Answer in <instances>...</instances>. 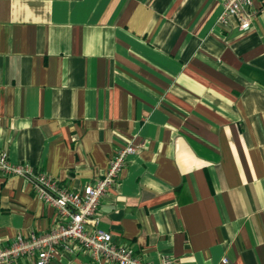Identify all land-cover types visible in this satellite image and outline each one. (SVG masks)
Instances as JSON below:
<instances>
[{
	"label": "crops",
	"instance_id": "obj_1",
	"mask_svg": "<svg viewBox=\"0 0 264 264\" xmlns=\"http://www.w3.org/2000/svg\"><path fill=\"white\" fill-rule=\"evenodd\" d=\"M221 4L0 0V150L77 189L133 144L97 226L143 264H264V0L244 31ZM53 218L0 174V246Z\"/></svg>",
	"mask_w": 264,
	"mask_h": 264
},
{
	"label": "built area",
	"instance_id": "obj_2",
	"mask_svg": "<svg viewBox=\"0 0 264 264\" xmlns=\"http://www.w3.org/2000/svg\"><path fill=\"white\" fill-rule=\"evenodd\" d=\"M252 0H222L216 21L224 23L233 16L240 31L247 30L253 17ZM135 147L130 142L119 146L101 175L92 183L77 189H67L38 171L26 161L13 162L0 150V174H18L31 183L36 198L52 206V225L42 233L16 234L0 246V264H14L26 257L27 264H51L56 246L79 247L89 260L86 264H143L125 243L111 240L110 233L97 226L99 198L107 191L124 166L126 157ZM226 262V258H221ZM158 264H171L167 255H160Z\"/></svg>",
	"mask_w": 264,
	"mask_h": 264
}]
</instances>
